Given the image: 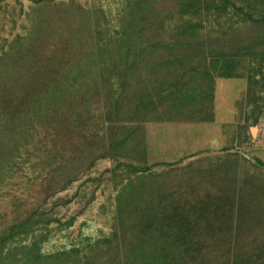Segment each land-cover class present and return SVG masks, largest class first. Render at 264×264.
I'll return each instance as SVG.
<instances>
[{
    "label": "rangeland",
    "instance_id": "374dc122",
    "mask_svg": "<svg viewBox=\"0 0 264 264\" xmlns=\"http://www.w3.org/2000/svg\"><path fill=\"white\" fill-rule=\"evenodd\" d=\"M0 264H264V0H0Z\"/></svg>",
    "mask_w": 264,
    "mask_h": 264
}]
</instances>
